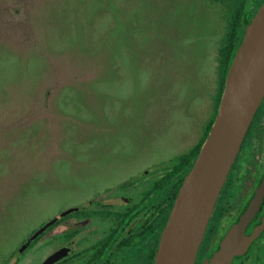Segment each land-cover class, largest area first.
Segmentation results:
<instances>
[{"label":"rangeland","instance_id":"374dc122","mask_svg":"<svg viewBox=\"0 0 264 264\" xmlns=\"http://www.w3.org/2000/svg\"><path fill=\"white\" fill-rule=\"evenodd\" d=\"M244 2L0 0V264L58 209L187 152Z\"/></svg>","mask_w":264,"mask_h":264},{"label":"flooded vegetation","instance_id":"af4514ba","mask_svg":"<svg viewBox=\"0 0 264 264\" xmlns=\"http://www.w3.org/2000/svg\"><path fill=\"white\" fill-rule=\"evenodd\" d=\"M262 2L245 0V7L255 13ZM168 163L98 188L83 201L58 209L21 239L5 264H44L52 254L55 257L47 264H153L159 235L176 195ZM262 183L264 97L219 191L194 264H203L218 249ZM51 219L52 223L32 237ZM263 220L264 193L243 228L244 234L250 236ZM231 264H264V225Z\"/></svg>","mask_w":264,"mask_h":264},{"label":"water","instance_id":"95a60500","mask_svg":"<svg viewBox=\"0 0 264 264\" xmlns=\"http://www.w3.org/2000/svg\"><path fill=\"white\" fill-rule=\"evenodd\" d=\"M264 97V0L245 25L227 68L210 129L174 197L161 229L153 264H194L213 206L236 158L251 120ZM264 183L203 264H231L264 225L250 235L243 228L258 208ZM49 220L32 235L34 237ZM52 254L44 264L51 262Z\"/></svg>","mask_w":264,"mask_h":264},{"label":"trees","instance_id":"16d2710c","mask_svg":"<svg viewBox=\"0 0 264 264\" xmlns=\"http://www.w3.org/2000/svg\"><path fill=\"white\" fill-rule=\"evenodd\" d=\"M254 12H249L245 7V2L239 5L237 12L234 14L232 19L229 21L227 26V32L225 37L222 39L218 48V88L215 96V109L211 118L204 128V133L201 141L198 145L186 154H182L169 161L168 165L171 168V176L173 180V195H175L185 173L190 168L196 154L199 150L201 143L206 137L213 118L215 116L219 98L223 89L227 68L232 60V57L241 42L242 35L245 29V25L251 20Z\"/></svg>","mask_w":264,"mask_h":264},{"label":"crops","instance_id":"0c3cea01","mask_svg":"<svg viewBox=\"0 0 264 264\" xmlns=\"http://www.w3.org/2000/svg\"><path fill=\"white\" fill-rule=\"evenodd\" d=\"M217 74H218V69H217ZM214 103H215V100H214ZM214 111V110H213ZM213 114V113H212ZM211 114V115H212ZM211 118V116L205 121V124H204V128H205V126H206V124L208 123V121H209V119ZM203 133H204V129H203V132H202V134L201 135H199L198 137H197V139L195 140V142H194V144L187 150V152H184V153H181V154H179V155H177L176 157H178V156H180V155H182V154H186V153H188V152H190L192 149H194L197 145H198V143L201 141V139H202V137H203ZM176 157H174V158H176ZM173 158V159H174ZM170 160H172V158L171 159H168L167 160V162L168 161H170ZM164 162V161H163ZM154 165H156V164H149V165H145V166H142V167H139V169L137 168L134 172H130L129 174H128V176L127 177H125V178H120V179H118L116 182H120V181H124V180H126V179H128L129 177H132V176H135V175H138L140 172H142L144 169H146V168H148V167H155ZM156 166H158V165H156Z\"/></svg>","mask_w":264,"mask_h":264}]
</instances>
